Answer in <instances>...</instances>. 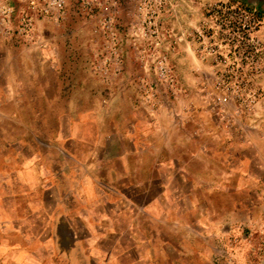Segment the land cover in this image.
<instances>
[{"label":"crops","instance_id":"1","mask_svg":"<svg viewBox=\"0 0 264 264\" xmlns=\"http://www.w3.org/2000/svg\"><path fill=\"white\" fill-rule=\"evenodd\" d=\"M210 2L253 12L264 41V0H167L182 93L155 105L139 89L130 0L111 84L92 68L97 17L78 0L39 20L35 42L0 32V264H264V115L254 133L239 104H205L209 63L189 51Z\"/></svg>","mask_w":264,"mask_h":264},{"label":"built area","instance_id":"2","mask_svg":"<svg viewBox=\"0 0 264 264\" xmlns=\"http://www.w3.org/2000/svg\"><path fill=\"white\" fill-rule=\"evenodd\" d=\"M19 1L22 6L16 10L10 0H0V32L6 37L17 36L35 42L39 20L59 22L66 13L67 0ZM130 1L134 5V15L128 32L135 52L148 74L172 86V66L161 50L164 34L160 30V18L167 0ZM78 3L85 12L98 10L95 27L102 36V45L93 52L92 68L104 83L111 84L122 72L125 61L116 31L120 12L118 0H78ZM206 9L207 15L194 27L192 39L199 57L209 63L211 75L229 82L239 78L247 83L261 74L264 62L263 66L256 65L264 61V42L258 34L262 20L253 12L229 2H210ZM140 86L147 101L153 104V85L141 83ZM217 87L224 86L219 83Z\"/></svg>","mask_w":264,"mask_h":264},{"label":"rangeland","instance_id":"3","mask_svg":"<svg viewBox=\"0 0 264 264\" xmlns=\"http://www.w3.org/2000/svg\"><path fill=\"white\" fill-rule=\"evenodd\" d=\"M82 10V9H81ZM168 11V9L166 8V10L163 12L161 18H160V30L161 32L164 34L163 35V42L161 45V50L163 53H165L168 57V60L172 66V72H173V78H174V84L172 86H169L168 84H166L165 82L159 81L157 79V77H155L152 73L147 74V76H143L141 78H139V89L141 90V92L143 93L144 97H145V101H147L146 98V94L143 90V88H141V83L144 84H148L151 83L153 85V89H155V97L153 99V104H159L160 100H159V96L161 94H169V95H173V96H179L182 93V88L180 85V80L177 77L176 73H175V67L172 64L170 57H169V53L167 52L169 49L171 50V48H173L174 44L179 41V37L182 35H175L174 30H172L171 28H165L164 26V22H163V16L164 14ZM82 12L85 15H95L98 18V10H95L92 13H88L82 10ZM97 21V19H96ZM198 24V22L195 24L194 27H196ZM96 24H94L92 26V33L95 37V44L96 48L100 47L102 45V36L99 32H97ZM193 27V29H194ZM193 32V30H192ZM192 32H191V36L189 35L188 41H189V51L196 55L197 58L205 63V61H203L197 51H196V44L194 42V40L192 39ZM259 36L262 38V34H261V28L259 30ZM264 42V41H263ZM124 49V48H123ZM124 52V50H123ZM263 62L264 61H259V63L256 65L257 67L259 66H263ZM209 71H211L210 67L208 68ZM207 80V84L208 87L207 89H205L203 92H201L199 95L200 97L203 96L204 100H205V104H239L242 107L243 111H248V116H252L254 118V123L252 125V128L250 126H248V129H253L254 133L260 132L261 128H262V116L264 115V68H263V72L261 74H259L256 77H253L251 80H249L247 83H245L242 80H240L239 78H236L234 80H231L230 82L228 80H223L222 78L219 77H215L213 75H211V73L209 74V76L206 77ZM223 85V88H219L217 87L218 84ZM185 93V92H184ZM193 94L192 92L189 94L188 98L191 102V104H193ZM148 102V101H147ZM148 104H152L150 102H148ZM245 113V112H244ZM239 128H242L243 130H245V126H239ZM260 251V249H259ZM259 251H255V254H257L258 256H260L261 254L259 253Z\"/></svg>","mask_w":264,"mask_h":264}]
</instances>
